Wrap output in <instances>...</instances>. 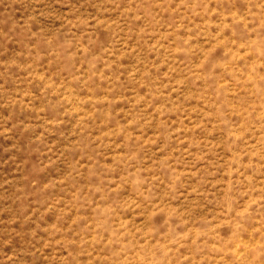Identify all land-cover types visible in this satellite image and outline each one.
I'll use <instances>...</instances> for the list:
<instances>
[{"label": "rangeland", "instance_id": "1", "mask_svg": "<svg viewBox=\"0 0 264 264\" xmlns=\"http://www.w3.org/2000/svg\"><path fill=\"white\" fill-rule=\"evenodd\" d=\"M0 264H264V0H0Z\"/></svg>", "mask_w": 264, "mask_h": 264}]
</instances>
